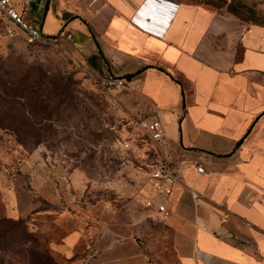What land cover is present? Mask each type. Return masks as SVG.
Here are the masks:
<instances>
[{
  "label": "crops",
  "instance_id": "obj_1",
  "mask_svg": "<svg viewBox=\"0 0 264 264\" xmlns=\"http://www.w3.org/2000/svg\"><path fill=\"white\" fill-rule=\"evenodd\" d=\"M50 1L32 4L47 3L40 25L32 6L20 14L41 31L46 21L49 37L72 28L63 42L75 60L125 81L123 112L164 131L158 144L134 143L135 159H165L177 177L160 194L149 186L153 163H131L95 189L30 154L21 170L33 193L61 208L48 244L57 264H157L166 234L177 264H264V26L189 0H73L88 6L73 19Z\"/></svg>",
  "mask_w": 264,
  "mask_h": 264
},
{
  "label": "rangeland",
  "instance_id": "obj_2",
  "mask_svg": "<svg viewBox=\"0 0 264 264\" xmlns=\"http://www.w3.org/2000/svg\"><path fill=\"white\" fill-rule=\"evenodd\" d=\"M70 1L51 0L49 9L63 11L67 19L85 14V2ZM226 1L224 7L211 9L231 10L229 14L246 26L264 25V0ZM36 3L28 17L40 25L47 3L38 10ZM20 8L17 5L18 12ZM48 27L45 21V36ZM17 31L10 38L0 25V264H57L61 259L53 256L48 244L61 208L33 193L29 176L21 170L25 159L38 152L48 168L77 171L88 186L99 189L127 172L131 163L151 166L155 157L135 159L139 154L134 143L151 140L123 112L118 100L122 89H98L85 76L87 67L75 60L64 42L28 44L24 32ZM61 34L76 36L70 27ZM156 232L162 233V228L156 227ZM166 236L154 247L157 264H177Z\"/></svg>",
  "mask_w": 264,
  "mask_h": 264
},
{
  "label": "built area",
  "instance_id": "obj_3",
  "mask_svg": "<svg viewBox=\"0 0 264 264\" xmlns=\"http://www.w3.org/2000/svg\"><path fill=\"white\" fill-rule=\"evenodd\" d=\"M34 0H0V25L5 35L13 38L17 36V29L25 34V39L28 44L48 45L70 40L71 36L59 34L57 36H45L41 29L28 23L23 16L18 12L17 5L21 6V12L30 9ZM84 74L87 79L92 82L98 89L104 92H112L121 90L125 81L115 77L112 74L100 76L88 68H84ZM140 129L148 136V138L158 144L164 139V131L159 119L151 121H142L139 123ZM122 148V145L120 146ZM152 171L149 173V186L156 192L164 195H169L173 186L177 183L176 171L171 163L165 159H157L153 161ZM198 173H203V167L197 166ZM194 198L196 195L193 196ZM134 203L145 208L153 207L152 200L147 198H134ZM158 211L164 216L169 215L162 206H157Z\"/></svg>",
  "mask_w": 264,
  "mask_h": 264
},
{
  "label": "trees",
  "instance_id": "obj_4",
  "mask_svg": "<svg viewBox=\"0 0 264 264\" xmlns=\"http://www.w3.org/2000/svg\"><path fill=\"white\" fill-rule=\"evenodd\" d=\"M192 3L196 4V5H200V6H205V7H215L217 6V8H222L226 5L227 1L226 0H220V2L218 0H189ZM230 1H228L227 7H229ZM229 13L233 14L232 11L230 10ZM264 26V25H262ZM133 77V75H128L126 76L127 80H130ZM177 82V81H176Z\"/></svg>",
  "mask_w": 264,
  "mask_h": 264
}]
</instances>
